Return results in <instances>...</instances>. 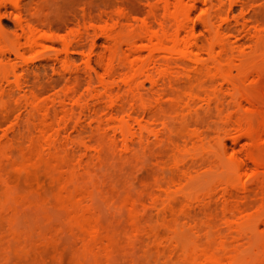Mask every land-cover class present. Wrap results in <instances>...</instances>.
Returning <instances> with one entry per match:
<instances>
[{
	"label": "rangeland",
	"instance_id": "obj_1",
	"mask_svg": "<svg viewBox=\"0 0 264 264\" xmlns=\"http://www.w3.org/2000/svg\"><path fill=\"white\" fill-rule=\"evenodd\" d=\"M20 1L26 23L38 36L55 41L28 47L14 16L6 14L0 19L6 35L0 49L9 53L10 67H29L20 72L21 91L57 112L63 101L72 106L73 90L81 105L92 108L97 103L100 87L94 84L89 93L84 81L88 58L91 68L101 73L99 57L108 54L112 40L140 26L150 11L144 0ZM150 3L157 5L159 0ZM263 7L264 0L243 11L237 5L234 15L262 27ZM7 11H12L10 6ZM106 14L128 15L132 26H114ZM198 16L199 11L195 19ZM205 35L198 24L197 36L204 40ZM17 42L21 48L15 55ZM126 50L123 46L121 54ZM249 62L233 71L235 78L248 76L235 97L249 92L264 105L263 60ZM10 86L16 88L13 78ZM5 88L0 83V94ZM194 94L199 95H193L191 109L181 108L189 98L180 96L170 112L148 98L146 104L154 109L144 122L143 140L139 134L123 140L115 133L117 122L109 123L103 112L100 123L86 118L82 127L75 128L70 122L56 147H33L23 129L25 118L19 120L14 137L0 143V264H190L193 256L207 249L223 257L224 264H264V208L249 209L236 218L224 216L221 208L214 214L203 208L211 197L221 200L220 192L233 171L231 159H245L249 147L240 133L257 127L260 119L245 100L239 109L233 104L226 109L215 103L208 107L206 99L227 94L216 86L199 85ZM119 96L128 108L124 92ZM2 102L15 103L8 97ZM134 108L140 112L137 105ZM169 141L177 144L175 156L185 164L183 171H191L195 178L184 191L171 187L187 205L180 204L165 219L160 212L165 196L156 189L155 176L140 177L146 169L171 170L172 157L157 161L153 156ZM260 156L264 158V151ZM252 167L248 163L245 180H252ZM240 218L248 219L241 234L231 233L228 220L236 223ZM158 230L166 237L156 240ZM223 240L225 250L218 246Z\"/></svg>",
	"mask_w": 264,
	"mask_h": 264
},
{
	"label": "bare ground",
	"instance_id": "obj_2",
	"mask_svg": "<svg viewBox=\"0 0 264 264\" xmlns=\"http://www.w3.org/2000/svg\"><path fill=\"white\" fill-rule=\"evenodd\" d=\"M144 1L150 6L149 17L123 38L115 37L112 40L108 54L99 57L98 64L102 72L92 69L90 59L87 60L89 70L84 81L88 92H91L94 84L100 87L95 95L97 103L92 108L88 104L81 105V99L75 97L74 90L70 98L71 107L64 101L59 112L54 110L56 108L40 106L34 100L35 97L28 96L20 88V72H26L29 67H10L9 53L1 48L0 83L6 84L7 88L0 94V104L3 103V97H8L15 103L0 105V143L14 137L15 130L19 127L18 121L25 118L23 129L31 136L33 147L40 144L49 148L56 147L70 122H74L75 128L82 127V121L86 118L100 123L103 121V112L105 117L108 116L109 123L117 122L115 133L123 140L135 134H139L143 140V132L147 129L144 122L154 109L146 104L148 98L154 100L155 107L170 112L178 106L176 99L188 96L189 99L182 103L181 108L191 109L193 95H199L194 94L195 87L206 84L209 87L216 86L219 92L226 91L227 94H215L216 100L206 99L208 107L215 103L221 106L220 109H226L225 106L233 104L239 109L243 106L242 100H245L251 107V113L260 119V124L257 127L250 126L240 133V138L249 141L246 157L231 159L233 171L227 176L225 187L220 192L221 200L216 201L211 197L210 202L204 204L203 208L210 214L221 208L224 216L229 215L232 218L243 215L249 209H263L264 158L260 154L264 151V105L249 92L237 99L235 95L248 80V76L245 75L244 79L233 76V71H240L249 60L252 63L262 58L264 64V26H252L245 16L234 15L237 5L243 11L254 6L256 0H159L157 5H152L150 0ZM9 6L11 12L7 11ZM22 10L23 4L20 0H0V19L6 14L13 15L28 47L42 45L43 40L53 43L55 39L52 37L38 36L36 30L22 17ZM197 11L200 16L195 19ZM262 11L264 12V7ZM106 17L114 26H132L128 15L114 17L106 14ZM198 24L206 32L204 40L197 36ZM5 38L0 23V43ZM123 46L127 50L121 54ZM20 48L17 42L13 53L18 55ZM117 77L119 81L116 80ZM11 78L16 88L10 86ZM121 91L129 102L128 108L122 105L124 100L119 96ZM167 100L171 103L168 104ZM135 105L140 112L135 110ZM75 106L79 109L77 113ZM149 134L158 135L152 131ZM176 150L177 144L171 141L164 146L160 145L153 154L154 159L159 161L172 157L171 170L167 172L165 168L146 169L140 177L148 180L155 176L156 189L165 196V203L160 210L165 219L172 216L180 204L185 203L176 192L171 191V187L180 186L179 192L184 191L195 178L191 171H183L185 164H181L176 158ZM248 163L253 166L251 181L244 178ZM166 174L169 175L168 181L163 180ZM186 205L185 203L184 207ZM239 221L231 223L228 220L231 233L240 235L248 219L240 218ZM166 228H169L168 224ZM256 229L259 230V226ZM163 237L166 234L160 230L154 233L156 240ZM168 238L172 239L171 236ZM226 245L223 240L218 246L225 250ZM222 258L215 251L207 249L201 255L193 256L190 264H224Z\"/></svg>",
	"mask_w": 264,
	"mask_h": 264
}]
</instances>
